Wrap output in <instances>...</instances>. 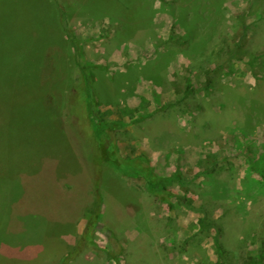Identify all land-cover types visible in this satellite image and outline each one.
Returning a JSON list of instances; mask_svg holds the SVG:
<instances>
[{
	"label": "rangeland",
	"instance_id": "obj_1",
	"mask_svg": "<svg viewBox=\"0 0 264 264\" xmlns=\"http://www.w3.org/2000/svg\"><path fill=\"white\" fill-rule=\"evenodd\" d=\"M13 243L38 257L0 264H264V0H0Z\"/></svg>",
	"mask_w": 264,
	"mask_h": 264
},
{
	"label": "crops",
	"instance_id": "obj_2",
	"mask_svg": "<svg viewBox=\"0 0 264 264\" xmlns=\"http://www.w3.org/2000/svg\"><path fill=\"white\" fill-rule=\"evenodd\" d=\"M20 176V184H25L24 188L28 187L31 188L34 185V183L32 181L35 180V176L38 175H28L25 176L24 179H22V174H18V176H15L14 178H19ZM41 176H46L45 174H41ZM16 201V200H14ZM13 201V202H14ZM86 207V205H80V207L75 211L74 217H70L68 220V225L74 227V225H76V223H78V221H80L81 217H82V213L84 208ZM25 211L24 209L21 207V202L17 205H12V207L10 208L9 211H7V215H6V219H7V229L9 232H18V231H22L23 228L27 227V223L23 222V219H25ZM74 234V233H71ZM70 236V235H69ZM38 252L35 250H33L31 247H27V246H21L18 245L17 243H13L12 245L5 247L2 251H0V256H5L8 259L11 260H26V261H31V260H35L38 257Z\"/></svg>",
	"mask_w": 264,
	"mask_h": 264
},
{
	"label": "trees",
	"instance_id": "obj_3",
	"mask_svg": "<svg viewBox=\"0 0 264 264\" xmlns=\"http://www.w3.org/2000/svg\"><path fill=\"white\" fill-rule=\"evenodd\" d=\"M243 43H240L238 46H237V48H236V50H233L231 53H230V60L232 61V60H234L235 59V57L238 55L237 54V52H238V49H240V50H242L243 49ZM100 182L97 180V182H96V184H95V188L99 191L100 190ZM95 221L93 220V221H91L90 222V224L92 225L93 223H94ZM94 225V224H93ZM91 226V229H90V232H89V234L90 235H92V233L94 232V230L96 229V225H95V228H94V226ZM90 235H88L87 237H89ZM87 239V238H86Z\"/></svg>",
	"mask_w": 264,
	"mask_h": 264
}]
</instances>
